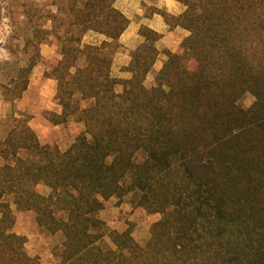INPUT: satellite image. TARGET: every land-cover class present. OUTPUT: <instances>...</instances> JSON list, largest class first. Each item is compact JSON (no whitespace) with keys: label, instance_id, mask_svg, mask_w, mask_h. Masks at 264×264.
<instances>
[{"label":"trees","instance_id":"1","mask_svg":"<svg viewBox=\"0 0 264 264\" xmlns=\"http://www.w3.org/2000/svg\"><path fill=\"white\" fill-rule=\"evenodd\" d=\"M115 1L58 0L65 16L51 15L61 58L47 76L62 112L50 120L85 129L63 150L20 115L0 139V264H38L14 230L15 208L62 234V264H264V0H178L182 14L162 11L190 33L150 87L161 37L151 28H141L131 78L112 74L129 25ZM89 31L107 38L84 42ZM12 83L4 93L15 100L29 82ZM247 93L255 101L244 107ZM127 195L162 214L145 245L99 216Z\"/></svg>","mask_w":264,"mask_h":264},{"label":"rangeland","instance_id":"2","mask_svg":"<svg viewBox=\"0 0 264 264\" xmlns=\"http://www.w3.org/2000/svg\"><path fill=\"white\" fill-rule=\"evenodd\" d=\"M57 2L0 0V139L6 136L11 124L15 122L13 119L20 115L30 117L29 123L43 143L57 144L63 150L85 129L83 123L75 120L61 124H54L50 120L53 112H62L56 98L57 80L47 76L61 58L59 41L50 32L53 27L51 15L58 13L65 16V13L58 11ZM83 40L87 43L97 41L92 35ZM33 61L34 66L29 68ZM24 79H28L29 84L22 96L15 100L8 99L4 87L8 84L14 87V80L19 84V80ZM153 83L150 78L146 84L150 87ZM254 101V96L247 93L241 104L249 107ZM38 189L42 193L48 192L43 185ZM115 206L123 207L118 212L112 210ZM105 208L99 216L110 228L119 231L130 228L134 237L143 245L151 236L153 223L162 218L161 213H149L143 207L133 206L130 195L105 200ZM15 214L14 230L26 236V249L38 264H62L58 255L63 242L62 234H49L40 227L34 211L15 208Z\"/></svg>","mask_w":264,"mask_h":264},{"label":"crops","instance_id":"3","mask_svg":"<svg viewBox=\"0 0 264 264\" xmlns=\"http://www.w3.org/2000/svg\"><path fill=\"white\" fill-rule=\"evenodd\" d=\"M114 5L129 19V25L119 38L121 46L114 55L112 74L123 79L131 78L132 73L127 70V67L132 60V53L146 42L145 37L141 34V28L148 27L161 34V37L155 43L158 51L157 59L145 81L147 83L152 78L154 83L151 86H153L155 85L156 75L168 58L166 50L177 51L182 40L190 33L181 26L172 28L163 16L162 11L178 16L185 11L186 6L178 0H116ZM90 35L96 37L97 41L95 42H101L107 38L105 35L94 31H89L85 38ZM106 207H109L108 204ZM122 207L115 206L112 210L119 212ZM108 223L111 224V222Z\"/></svg>","mask_w":264,"mask_h":264}]
</instances>
